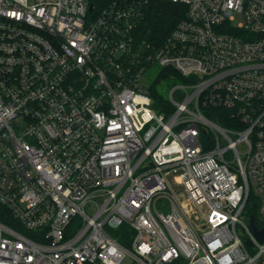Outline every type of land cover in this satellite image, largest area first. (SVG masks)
Segmentation results:
<instances>
[{
    "label": "built area",
    "instance_id": "2783aa9c",
    "mask_svg": "<svg viewBox=\"0 0 264 264\" xmlns=\"http://www.w3.org/2000/svg\"><path fill=\"white\" fill-rule=\"evenodd\" d=\"M150 1L0 0V264H264V0Z\"/></svg>",
    "mask_w": 264,
    "mask_h": 264
},
{
    "label": "trees",
    "instance_id": "16d2710c",
    "mask_svg": "<svg viewBox=\"0 0 264 264\" xmlns=\"http://www.w3.org/2000/svg\"><path fill=\"white\" fill-rule=\"evenodd\" d=\"M122 0H89L90 4L95 7V13H99L104 8L114 2ZM186 14V7L183 5L171 3L162 0H151L145 7L143 18L138 26V36L141 40L155 43L159 39H165L178 21L184 18ZM170 73V72H169ZM168 73V74H169ZM183 83L186 80L179 75L177 76ZM153 95L157 97L153 90ZM153 107L160 112L172 113L174 111L170 103H153ZM208 117L212 120H217L221 124H227L229 111L225 109L211 110ZM251 214L255 218L258 217L257 211H252Z\"/></svg>",
    "mask_w": 264,
    "mask_h": 264
},
{
    "label": "rangeland",
    "instance_id": "374dc122",
    "mask_svg": "<svg viewBox=\"0 0 264 264\" xmlns=\"http://www.w3.org/2000/svg\"><path fill=\"white\" fill-rule=\"evenodd\" d=\"M239 22H240V18L236 19L234 21V24H237ZM161 71H162L161 67L155 64L146 71L141 81L147 87L152 88L154 86L156 91L161 96L165 98H170L171 91L175 87L182 86L183 82L176 75H172V76L163 78L162 80L158 81L155 85V80L157 79ZM175 97L177 101H181V97L179 96L178 92L175 94ZM174 187H175L174 190L177 194L184 192L182 187H177V186H174ZM157 208L161 213L168 214L171 211L172 206H171L170 201L167 198L162 197L157 201ZM122 264H129V261L126 260Z\"/></svg>",
    "mask_w": 264,
    "mask_h": 264
},
{
    "label": "water",
    "instance_id": "95a60500",
    "mask_svg": "<svg viewBox=\"0 0 264 264\" xmlns=\"http://www.w3.org/2000/svg\"><path fill=\"white\" fill-rule=\"evenodd\" d=\"M90 10H93V5H90ZM251 227L254 230V232L256 233V236L263 241L264 240V230L263 231H257L255 228V224H254V218H251Z\"/></svg>",
    "mask_w": 264,
    "mask_h": 264
}]
</instances>
